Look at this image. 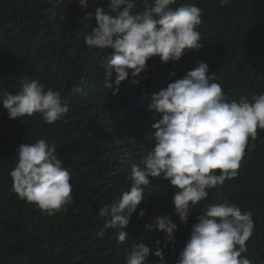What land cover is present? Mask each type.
Here are the masks:
<instances>
[{"label":"trees","instance_id":"16d2710c","mask_svg":"<svg viewBox=\"0 0 264 264\" xmlns=\"http://www.w3.org/2000/svg\"><path fill=\"white\" fill-rule=\"evenodd\" d=\"M109 0H89L83 11L78 0H0V93H17L27 79H39L45 90L61 93L68 113L47 124L39 113L9 119L0 101V264H125L135 243L150 254L145 264H161L152 253L160 242L164 264H177L202 210L227 200L251 213L253 235L242 255L252 264H264V130L238 169V175L208 190V197L189 212L181 224L172 203L177 189L156 178L144 189L145 201L125 229L128 239L119 243L117 229H104L100 210L131 184V166L139 164L155 145L153 124L159 116L147 110L153 94L181 79L198 62L217 76L228 102L264 94V0H176L171 7L194 4L201 11L199 52H186L176 62L159 57L146 70L123 81L117 94L107 83L100 61L111 50L89 48L84 37L96 27L95 10ZM137 0L133 13L150 7ZM90 18H88V15ZM61 16L64 19H61ZM115 74L111 83L115 89ZM45 140L57 148L63 167L72 175L73 203L55 215L19 198L9 175L22 143ZM254 144V148L251 145ZM219 174V172H217ZM146 210L143 218L140 210ZM167 217L177 225L174 243L164 247L166 233L145 224ZM104 229L103 239L96 233Z\"/></svg>","mask_w":264,"mask_h":264},{"label":"clouds","instance_id":"9594fccd","mask_svg":"<svg viewBox=\"0 0 264 264\" xmlns=\"http://www.w3.org/2000/svg\"><path fill=\"white\" fill-rule=\"evenodd\" d=\"M229 2L220 0L221 6ZM144 3L147 5L148 0ZM175 3L176 0H152L150 7L135 14L137 0H109L107 8H96V27L84 40L89 48L111 50L100 61V67L107 80L105 86L113 95L129 76L135 78L144 72L153 57L166 64L204 47L197 30L202 23L201 9L194 4L171 7ZM78 4L86 12L89 0H78ZM114 74L115 89L111 83ZM216 80L215 74H209L207 63L198 62L183 78L152 95L147 110L159 116L152 126L155 145L139 164L131 166L129 190L99 212V217L105 220L104 229L118 230L119 243L128 239L125 229L145 201L144 189L153 179L169 181L177 189L172 203L181 224H187L189 212L207 199L209 189L238 175L249 139L255 141L257 130H264V94L253 96L251 101L241 97L238 102H228ZM0 101L12 120L39 113L51 125L69 111L60 92L45 90L39 79L27 77L17 93H0ZM15 156L17 163L9 175L19 198L48 215H55L73 203L72 175L63 167L54 144L43 139L24 142ZM145 215L146 210H140L139 217ZM144 227L148 232L155 227L166 233L164 247L174 243L178 230L167 217H156L154 224ZM104 229L96 233L101 239ZM253 230L251 213L242 212L236 204L225 200L207 205L193 225L177 264H252L242 254L247 252L246 242ZM131 247L125 264H145L150 249L144 243ZM152 254L164 264L159 241Z\"/></svg>","mask_w":264,"mask_h":264}]
</instances>
